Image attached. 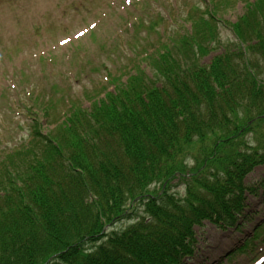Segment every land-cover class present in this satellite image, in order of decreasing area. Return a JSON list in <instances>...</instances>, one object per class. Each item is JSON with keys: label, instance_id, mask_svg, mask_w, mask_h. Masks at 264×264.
I'll list each match as a JSON object with an SVG mask.
<instances>
[{"label": "trees", "instance_id": "obj_1", "mask_svg": "<svg viewBox=\"0 0 264 264\" xmlns=\"http://www.w3.org/2000/svg\"><path fill=\"white\" fill-rule=\"evenodd\" d=\"M238 2L244 13L224 23L237 43L201 64L222 47L218 13ZM202 3L177 43L162 28L160 49L147 50L156 39L138 31L126 49L109 47L131 65L105 71L104 85L79 99L55 83L30 85L15 68L26 134L0 155V264H182L194 227L252 221L243 181L264 166V0ZM175 180L182 194L170 192ZM134 203V223L108 231L131 220Z\"/></svg>", "mask_w": 264, "mask_h": 264}, {"label": "rangeland", "instance_id": "obj_2", "mask_svg": "<svg viewBox=\"0 0 264 264\" xmlns=\"http://www.w3.org/2000/svg\"><path fill=\"white\" fill-rule=\"evenodd\" d=\"M107 1L0 0V155L18 146L26 134L23 129L25 116H21L26 111H20L23 101L17 109L18 114L13 108V99L23 88L16 79L20 74L15 68L20 66L28 73L30 85H41V80L45 82V87L55 83L69 89L71 95L79 99L83 91H91L102 81L105 71L117 72L123 65H131L127 52L124 51L123 58L121 50L111 54L109 47L121 41L126 49L125 42L134 39L135 34L132 33L138 31V38L143 39L148 33L150 40L156 39L154 45L147 46V50L160 49L159 42L155 43L162 28L165 29L164 37H167L163 41L167 43L172 39L177 43L180 37H186L191 32L193 20L188 16L196 7L201 10L205 7L203 0H116L114 12H110ZM243 13L242 2L229 11L218 13L221 22L217 40L222 47L216 50L209 48L200 59L201 64H207L223 47L237 43L224 23L233 24ZM194 33L193 29L190 35ZM136 42L140 40L136 39ZM141 63V68L150 75L148 59ZM88 102L83 103V108L88 107ZM42 126L49 127L44 121ZM263 181L264 166L256 167L243 181L244 186L253 192L245 195L247 212L258 211L261 216L248 224L240 235L233 229L218 228L209 222L194 227L193 254L182 264H214L218 260H222L220 264H254L249 251L233 250L243 239H247L253 252L264 256V227L257 232L256 241L252 243L250 240L251 227L264 218V189L259 185ZM158 187L155 185L152 188ZM170 187V192L183 193L176 180ZM132 205L136 206L129 210L131 220L117 222L108 231H119L134 223L136 214L139 215L142 208L137 203Z\"/></svg>", "mask_w": 264, "mask_h": 264}]
</instances>
